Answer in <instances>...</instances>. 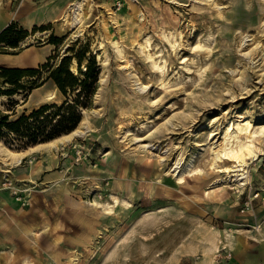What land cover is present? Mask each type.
I'll list each match as a JSON object with an SVG mask.
<instances>
[{"label":"rangeland","instance_id":"obj_1","mask_svg":"<svg viewBox=\"0 0 264 264\" xmlns=\"http://www.w3.org/2000/svg\"><path fill=\"white\" fill-rule=\"evenodd\" d=\"M73 1L0 0V16L27 29L26 16L44 19ZM56 19L0 55L53 45L31 67L71 56L75 74L77 52L83 71L94 56L99 86L82 109L91 131L66 150L0 139L23 155L19 165L0 157V264H68L74 254L75 264H224L236 255L264 264V132L253 138L250 183L214 185L227 175L215 163H234L216 158L227 126L264 124V0H90L83 36ZM54 87L0 95V110L15 119L60 104L61 92L34 99Z\"/></svg>","mask_w":264,"mask_h":264},{"label":"trees","instance_id":"obj_2","mask_svg":"<svg viewBox=\"0 0 264 264\" xmlns=\"http://www.w3.org/2000/svg\"><path fill=\"white\" fill-rule=\"evenodd\" d=\"M36 29L34 26L33 31ZM28 35L27 29L18 28L11 22L0 31V46L6 47H3L0 53H6L7 48L19 47ZM50 42L58 44L59 39L53 37ZM72 49L73 47L70 48ZM75 56L79 74L73 73L69 68L71 56L65 57L57 66H50L47 61L38 67H0V95L14 96L20 91H28L26 97L34 88L52 80L66 97L60 104L46 103L15 119H11L12 113L0 110V139L5 134H10L27 145L37 144L70 133L78 126L82 120V109L91 106L98 89L100 68L95 57L90 56L83 71L80 66L84 59V50H80ZM43 70L47 72L44 78L41 76ZM26 78L34 79L25 82Z\"/></svg>","mask_w":264,"mask_h":264},{"label":"bare ground","instance_id":"obj_3","mask_svg":"<svg viewBox=\"0 0 264 264\" xmlns=\"http://www.w3.org/2000/svg\"><path fill=\"white\" fill-rule=\"evenodd\" d=\"M90 5V0H75L71 3H68L65 8H62V11L59 8H52L48 11L47 20L55 21L58 17L57 25L61 28L64 26H68L69 30H77L80 35H84V31L82 27L84 25V18L87 15V10ZM42 20L41 14L39 12L31 13L26 16L24 20L25 27L30 30L32 29L35 23H39ZM4 25V19L0 16V28ZM75 30V31H76ZM44 32L36 31L35 35L43 34ZM53 47L51 45L47 49L41 50H29L26 51L23 55H11V54H2L0 55V60L5 61L8 66L12 68H25L30 66H35L39 62H44L45 58L49 55L50 49ZM73 71L75 72V67L72 66ZM60 93L57 86L54 87L53 90L48 91L46 94L36 92L35 100L41 101L43 99H49L58 95ZM251 123L246 121L245 123L238 122L236 127H232L229 124L225 130V141L223 146L216 152V158L218 161H232L234 162L231 166L222 167L219 164L215 163L217 167V171L222 173L225 172L227 175L222 177L214 182V185L221 187L224 183H232L235 187L244 188L247 184L250 183L251 174L249 170L248 159L255 155V149L253 144V138L256 137L258 133L264 132V124L256 127L253 130L251 127ZM91 131V126L88 124L86 120H82L79 127L75 128L73 131L67 134H62L58 138L50 140L48 143L52 146L53 149L66 150L65 144L71 142L75 138H86L88 133ZM60 139L58 143H55L56 140ZM235 140V146L233 141ZM60 144L62 146L60 147ZM147 149H150L152 145H145ZM144 149V150H147ZM0 157L3 159V163L15 164L19 165L23 158L22 154H16L13 151L3 148L0 146ZM30 168V167H29ZM28 168V169H29ZM29 172L30 169L28 170ZM177 179L179 182L184 180L185 170L177 172ZM68 192L67 187L63 188ZM114 198V202L118 204L120 201L116 196H112ZM68 202L75 203L74 206H80L81 202H76L74 199H69ZM95 205V204H94ZM112 208V205L106 204L104 212H107L108 209ZM252 215H255V213ZM256 216V215H255ZM79 220L85 223L83 217L79 218ZM89 222V221H86ZM258 231H261V226H255ZM76 242H80L75 240ZM60 254L56 255L58 259ZM76 254H74L71 258H69L68 264H75L77 262Z\"/></svg>","mask_w":264,"mask_h":264},{"label":"crops","instance_id":"obj_4","mask_svg":"<svg viewBox=\"0 0 264 264\" xmlns=\"http://www.w3.org/2000/svg\"><path fill=\"white\" fill-rule=\"evenodd\" d=\"M42 18V16H41ZM50 22V20H47V17H45L44 19L42 18V20L40 21L42 22ZM39 22V23H40ZM38 23H35L33 26L37 25ZM6 24H4L1 28L0 31L5 27ZM26 28V27H25ZM28 30V29H27ZM26 51L24 50L21 53L18 54H13V55H23ZM5 66H8V64L6 63ZM31 67V66H30ZM196 264H212V261L204 259L202 261L197 262ZM224 264H260L258 263L257 259L252 258L250 256L247 255H243L242 257H238L237 255L235 256L234 260H226L224 261Z\"/></svg>","mask_w":264,"mask_h":264}]
</instances>
